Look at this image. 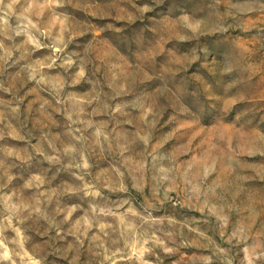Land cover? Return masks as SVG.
<instances>
[{"label": "rangeland", "instance_id": "obj_1", "mask_svg": "<svg viewBox=\"0 0 264 264\" xmlns=\"http://www.w3.org/2000/svg\"><path fill=\"white\" fill-rule=\"evenodd\" d=\"M0 264H264V0H0Z\"/></svg>", "mask_w": 264, "mask_h": 264}]
</instances>
